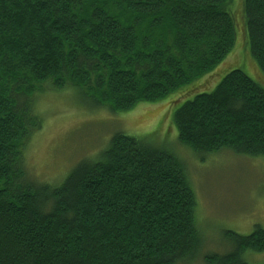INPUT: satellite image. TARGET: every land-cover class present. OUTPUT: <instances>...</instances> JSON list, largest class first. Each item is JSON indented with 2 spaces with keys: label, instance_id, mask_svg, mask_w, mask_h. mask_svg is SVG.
<instances>
[{
  "label": "trees",
  "instance_id": "trees-1",
  "mask_svg": "<svg viewBox=\"0 0 264 264\" xmlns=\"http://www.w3.org/2000/svg\"><path fill=\"white\" fill-rule=\"evenodd\" d=\"M229 1L0 0V264H178L203 254L177 149L116 132L59 183L30 175L26 153L41 124L37 94L73 86L92 110L118 112L208 75L235 42ZM243 13L264 73V0H244ZM172 119L194 159L264 158V87L240 68L183 100ZM223 235L231 248L207 250L203 264H249L244 251L264 250L258 224Z\"/></svg>",
  "mask_w": 264,
  "mask_h": 264
},
{
  "label": "rangeland",
  "instance_id": "rangeland-1",
  "mask_svg": "<svg viewBox=\"0 0 264 264\" xmlns=\"http://www.w3.org/2000/svg\"><path fill=\"white\" fill-rule=\"evenodd\" d=\"M243 3L244 0H230L227 4L233 17L236 15L238 26L230 52L208 75L184 85L181 90L198 88L207 79L198 91H210L233 68L242 69L264 87V73L250 54L246 34L244 37ZM181 90L171 92L160 101L138 102L133 108L118 112L105 108L92 110L89 98L73 86L37 94L34 105L41 124L27 147L30 175L59 183L81 159H89L91 155L97 158L114 133L146 137L147 141L172 152L177 149L189 167L198 221L203 227L199 230L203 242L199 250L204 254L207 250L222 253L230 249L232 244L223 237L224 230L247 234L256 224L264 228V158L233 153L207 155L206 160H200L202 154L196 153L194 159L189 148L176 140L172 115L183 100L192 98L198 91L180 98ZM244 252L249 264H264V250ZM203 254L178 264H203Z\"/></svg>",
  "mask_w": 264,
  "mask_h": 264
},
{
  "label": "bare ground",
  "instance_id": "bare-ground-1",
  "mask_svg": "<svg viewBox=\"0 0 264 264\" xmlns=\"http://www.w3.org/2000/svg\"><path fill=\"white\" fill-rule=\"evenodd\" d=\"M28 149V148H27Z\"/></svg>",
  "mask_w": 264,
  "mask_h": 264
}]
</instances>
